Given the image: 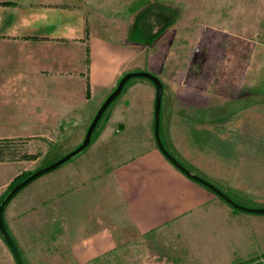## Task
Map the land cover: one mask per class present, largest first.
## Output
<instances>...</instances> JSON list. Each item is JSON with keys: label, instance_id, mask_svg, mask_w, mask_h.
I'll return each instance as SVG.
<instances>
[{"label": "crops", "instance_id": "obj_1", "mask_svg": "<svg viewBox=\"0 0 264 264\" xmlns=\"http://www.w3.org/2000/svg\"><path fill=\"white\" fill-rule=\"evenodd\" d=\"M234 5L241 11L264 10V0H237ZM150 6L154 4L149 0H0V118L17 130L0 138L48 139L59 127L82 122L86 107H100L125 74L150 72L164 86L160 133L165 147L193 174L230 197L264 208V177L260 176L264 165L261 169L259 158L253 160L254 170L241 179L237 151L231 149L227 156L221 142L230 133L243 138L246 129L255 131L257 139L260 106L252 101L244 106L245 100L230 97L228 86L237 85L227 78L241 70L258 75L259 61L243 71V51L224 58L217 52L216 58L209 51L210 42H197L204 46L203 61L200 48L194 47L187 74L175 65L178 57L173 53L171 66L165 68L164 43L160 56L148 54V46L160 41L157 37L162 34L147 25L148 13L153 11ZM249 54L253 60L259 57L253 51ZM149 58H157L153 68ZM133 82L151 88L155 116L156 86L148 79ZM127 103L128 99L113 117V133L104 132L106 138L100 140L94 155L58 168V189L42 205L51 211L52 220L50 228L43 229L46 264H119L126 245L174 242L173 235L182 233L190 236V243L193 234L222 229L228 219L239 216L241 210L176 168L156 141H144L147 144L142 146L139 139L134 140L142 123L152 119L140 114V102L135 108ZM29 129L27 136L20 135ZM118 141L121 146L125 141L127 146L135 143L136 151L131 149L123 159L114 160L113 146L112 153L101 155L103 145L113 144L116 151ZM259 152V146L251 148L253 158ZM242 166L245 171L250 168ZM233 183L237 189L249 190L242 195L251 193L253 199L229 193ZM199 243L204 247V238L195 242L194 249ZM167 246L162 253L164 264H208L203 259L194 262L193 253L186 261L179 260L175 249Z\"/></svg>", "mask_w": 264, "mask_h": 264}, {"label": "rangeland", "instance_id": "obj_2", "mask_svg": "<svg viewBox=\"0 0 264 264\" xmlns=\"http://www.w3.org/2000/svg\"><path fill=\"white\" fill-rule=\"evenodd\" d=\"M150 1L153 2L154 6H150L149 8L153 11L148 13L147 25L152 32L162 34L157 37V39L161 38L160 41L153 43L152 46H148V54L149 57L152 55H155V57L160 56L159 51L164 43L165 59L163 66L165 68L171 66V56L173 53L174 57H178L174 58L175 65L179 66L183 73L187 74L186 68L193 63V60H191L193 48H200L202 61L205 55L203 44L196 45L197 42H210L213 47H208L209 51L213 52V56L216 58L219 56V54H216L217 52H221L224 58L226 54L229 56L234 51H243V71L252 65V61L253 63H256L257 60L259 61L260 73L258 75L242 74L241 70L240 74L228 75L227 78V82L237 85L236 87L232 85L228 86L230 97L237 98V100H245L244 106L249 104L250 101L260 106V128L258 136H256L257 139L255 138V131L251 133L250 129H246L248 125H245L246 133H242L243 138L237 137V134L230 133L227 134L229 137L222 139L221 142L225 145V150L227 149V156H230L231 149L237 151L235 152V159L236 164L239 166L241 179L247 173L250 175L252 170H254L253 167H250L253 160L255 162L259 158L260 168L262 169L264 165V10H237L234 5L237 0H149V4ZM220 1L222 3H219ZM261 1L257 0V2ZM219 7L221 9H218ZM211 36H216V39L212 40ZM213 41H216L217 44H213ZM172 46L174 47L173 50ZM198 51L195 50L196 53ZM252 51L255 56L259 57L255 58L254 56V60L250 58L249 53ZM155 61H157V58H149V63L151 64H149V68L154 67L152 64ZM140 79L147 80L145 78L132 79L124 87L121 95L113 101V104L103 114L92 136L89 147L75 155L65 164L80 163L86 154V156H91L97 152L94 151L96 146L100 140L106 138L102 137L104 132L113 133L111 121L113 117L119 115L126 99H128L127 105L133 108H135L137 102H140L141 106L138 108L140 109V114L152 119L148 123H142V127L136 132L138 138L135 139L134 137V140L139 139L142 146L147 144V140L155 144L153 136L154 95L150 87L135 85L133 81ZM252 88L255 89L254 92L251 91ZM147 91L148 93L150 92L149 98ZM242 93L243 97H239ZM136 94L141 95L140 99L142 100L143 98V103L139 99H136ZM99 108L98 106L90 109L86 107L82 122H71L59 127L57 131L52 132V136H49L48 139L42 137L14 138L10 144L13 152H19V148L23 147L24 152L37 154L38 158L34 160H8L0 162V202L9 192L10 188L25 175L32 174L56 162L80 146ZM247 124L250 126V123ZM119 130L116 127L115 131L118 132ZM11 131L17 132V130L15 132L11 129L10 123H6L0 118V137L7 135ZM30 132L31 129L24 130L20 135L27 136ZM121 133L117 135L122 136ZM47 134L50 135L49 132ZM125 143L128 144L127 141ZM126 144L121 146L118 141L116 143V151L113 144L103 145L101 147L102 150H100L101 155L112 153V147L114 146V160L123 159V156L129 155L131 149L136 151L135 143L133 144L134 146H127ZM258 146L260 152L253 158L251 148ZM118 147L121 148V151H119ZM243 164H248L249 170L245 171L244 166H242ZM59 172L57 168L38 178L17 193L5 208L4 221L6 228L15 241L26 264H46L43 257L45 253L42 247L44 244L43 229L50 228L52 220L51 211L45 209L42 205L45 197L51 196L58 189ZM260 176L264 177L262 171ZM253 181H256V177L252 178ZM236 184H232L233 186L229 188L232 191H229V193L242 195L243 191H249L237 189L235 187ZM258 195L262 196L263 193ZM231 197L242 206L252 207V203L250 202H244L232 195ZM241 197L253 199L251 193L247 197L244 195ZM29 212L32 214H29ZM28 216L35 218V220L29 219ZM260 216L264 215L239 211V216L228 219L227 223L222 226V229L212 228L209 233L203 236L197 233L193 234L191 237H194V239L190 243V236L182 233L176 236L173 235L174 242L164 239L161 242L158 240H148V242L129 244L131 245L130 248L126 245L129 250L126 249L122 253L123 259L119 261V264L131 262L164 264L165 258H163L162 253H164V248L168 249L167 245H171L175 249L172 251L176 253L178 259L184 261L193 253L192 258L194 262L197 259H203L208 264H264V217L260 218ZM198 237L204 238V247L199 243L197 244V248L194 249L195 242L200 239ZM35 242L38 243L36 246ZM186 245H190L191 248H187ZM55 256L58 257L57 254ZM0 264H17L1 233ZM196 264L198 263L196 262Z\"/></svg>", "mask_w": 264, "mask_h": 264}, {"label": "water", "instance_id": "obj_3", "mask_svg": "<svg viewBox=\"0 0 264 264\" xmlns=\"http://www.w3.org/2000/svg\"><path fill=\"white\" fill-rule=\"evenodd\" d=\"M134 78H146L154 83L156 86V105H155V116H154V137L157 144V147L162 152V154L181 172H183L185 175L190 177L191 179L195 180L196 182L202 184L206 188L210 189L213 193L218 195L220 198H222L225 202L230 204L235 209L248 212V213H255V214H264V208H252V207H245L238 203H236L229 195H227L224 191H222L219 187L212 184L205 178H202L201 176L197 174H193L186 166H184L164 145L162 138H161V107H162V97H163V91L164 86L162 81L154 74L145 72V71H139V72H131L125 74L121 80L119 81L117 87L109 94V96L106 98V100L103 102V104L100 106L99 110L97 111L94 119L92 120L85 138L80 146H78L75 150L68 153L61 159L57 160L56 162H53L52 164L37 170L36 172L30 174L27 176L24 180H22L20 183H18L16 186H14L10 192L6 195V197L3 199V201L0 204V233L3 236L7 246L9 247L11 253L14 256V259L17 264H26L23 260L20 251L13 240L12 236L8 232L5 221H4V211L7 206V204L13 199V197L19 193L22 189L27 187L29 184L37 180L38 178L42 177L43 175L52 172L53 170L61 167L68 161H70L75 155L79 154L83 150L87 149L91 143L92 136L97 128V125L99 121L101 120L103 114L108 109V107L112 104V102L121 94L123 91L125 85Z\"/></svg>", "mask_w": 264, "mask_h": 264}, {"label": "trees", "instance_id": "obj_4", "mask_svg": "<svg viewBox=\"0 0 264 264\" xmlns=\"http://www.w3.org/2000/svg\"><path fill=\"white\" fill-rule=\"evenodd\" d=\"M13 140H14V138H4V139L0 140V162H5L8 160H34V159L38 158L37 154H30V153L24 152L23 147L19 148V152H13L12 149L10 148L11 147V145H10L11 141H13ZM29 175L30 174H27L23 178H21V180L19 182H17L16 184H14L10 188V190ZM10 190H9V192H10ZM3 199L1 200V202L3 201ZM1 202H0V204H1Z\"/></svg>", "mask_w": 264, "mask_h": 264}]
</instances>
